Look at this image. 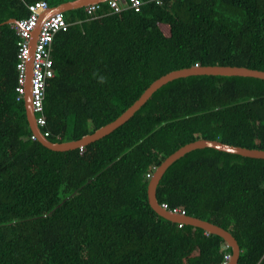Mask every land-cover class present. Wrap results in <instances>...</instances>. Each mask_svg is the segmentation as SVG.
Returning a JSON list of instances; mask_svg holds the SVG:
<instances>
[{"label":"trees","instance_id":"1","mask_svg":"<svg viewBox=\"0 0 264 264\" xmlns=\"http://www.w3.org/2000/svg\"><path fill=\"white\" fill-rule=\"evenodd\" d=\"M0 0V264H217L225 241L158 215L148 200L156 169L199 139L264 150V80L200 75L156 91L110 135L65 152L32 139L17 92L29 5ZM140 12L100 3L66 12L56 35L43 134L77 141L115 121L162 76L199 66L264 71V0H143ZM84 21L75 24V21ZM157 198L230 231L239 264H264V159L211 148L177 160Z\"/></svg>","mask_w":264,"mask_h":264},{"label":"water","instance_id":"2","mask_svg":"<svg viewBox=\"0 0 264 264\" xmlns=\"http://www.w3.org/2000/svg\"><path fill=\"white\" fill-rule=\"evenodd\" d=\"M108 0H79L72 4H63L56 8H50L47 10L42 18L39 21V26L43 23L44 19L48 17L52 13H60L65 12L72 8H83L91 4L106 2ZM71 7V8H69ZM9 24H17L18 21L12 19L7 21ZM40 28V27H39ZM39 30L38 27L35 30V34L32 40V47L35 48L36 39L38 36ZM34 52V50H33ZM33 54V53H32ZM32 58L33 55L29 58L27 62V83H26V95L24 97L25 107L27 111V118L32 129L33 134H35L41 144H43L48 149L53 151L65 152L75 149L83 148L91 143H94L107 135L113 133L116 129L121 127L127 121H129L137 111H139L147 101L152 97V95L162 88L164 85L168 84L171 81H174L179 78H186L190 76H200V75H212V76H239V77H251L258 78L264 80V71L254 70L247 67H237V66H199L196 65L191 68H185L181 70L172 71L160 79L155 81L146 91L145 93L127 110L125 111L119 118L115 121L107 124L99 128L93 134H89L81 138L77 141H70L64 143H53L43 134L41 128L37 125V118L32 108V97H31V74H32ZM211 148L221 152H226L230 154L239 155L242 157H249L254 159H264V150L260 149H249L243 148L240 146H234L226 143H222L217 140H209V139H199L197 141L186 144L181 147L179 150L171 154L169 157L165 159V161L156 169L154 174L152 175L149 185H148V200L152 209L161 217L165 218L174 223L194 226L203 229L206 233L212 235H218L224 239L226 243L229 244L232 249V259L230 264H239V258L241 253L240 245L234 235L213 223L202 220L197 217L189 216L187 214H182L180 212H174L164 208L158 198H157V189L162 180L163 176L167 172V170L180 158L184 157L186 154L198 150Z\"/></svg>","mask_w":264,"mask_h":264},{"label":"built area","instance_id":"3","mask_svg":"<svg viewBox=\"0 0 264 264\" xmlns=\"http://www.w3.org/2000/svg\"><path fill=\"white\" fill-rule=\"evenodd\" d=\"M161 3V0H154ZM108 5L116 13L130 8L135 12H140L143 0H108ZM30 16L26 19L18 21L15 28L20 37L18 51V87L19 96L24 98L26 95L27 83V62L31 54V44L34 32L38 27L41 16L50 9L45 1H37L29 6ZM100 3L91 4L85 7V11L90 18H95L96 12L100 10ZM70 24L66 21L62 13L54 14L43 21L41 24L32 58V74H31V97L32 108L37 118V125L41 128L46 126V118L44 117V100L46 95V87L48 80L55 77L54 60L52 55L53 43L56 35L69 29ZM45 135V134H44ZM46 136V135H45ZM32 139H38L34 134ZM84 148V147H83ZM80 148V149H83ZM168 209L167 205H162ZM171 210V209H168ZM186 214L181 210H171ZM181 225V224H180ZM229 244H225V248H229ZM232 253L226 252L223 259L217 264H230Z\"/></svg>","mask_w":264,"mask_h":264},{"label":"crops","instance_id":"4","mask_svg":"<svg viewBox=\"0 0 264 264\" xmlns=\"http://www.w3.org/2000/svg\"><path fill=\"white\" fill-rule=\"evenodd\" d=\"M77 1H79V0H74V1H70V2H67V3H64V4H72L71 5V7H73L74 5V3H76ZM63 5V4H62ZM60 6V5H59ZM59 6H57V7H59ZM71 7H69V8H71ZM50 8H56V7H50ZM82 8V7H81ZM81 8H72V9H69V10H67V11H65V12H60V13H62V15L64 16V18H65V13L66 12H69V11H72V10H76V9H81ZM83 8H85V7H83ZM45 13V12H44ZM43 13V14H44ZM43 14H42V16H43ZM54 14H57V13H52V14H50L48 17H50V16H52V15H54ZM42 16H41V18H42ZM48 17H46L45 19H47ZM44 19V20H45ZM66 19V18H65ZM67 21V20H66ZM68 22V21H67ZM83 22L84 21H81V20H77V21H75V24L77 23V24H83ZM70 24V23H69Z\"/></svg>","mask_w":264,"mask_h":264},{"label":"bare ground","instance_id":"5","mask_svg":"<svg viewBox=\"0 0 264 264\" xmlns=\"http://www.w3.org/2000/svg\"><path fill=\"white\" fill-rule=\"evenodd\" d=\"M39 27H41V26L38 25V30H40ZM34 34H35V32H34ZM33 49H34V47H32V52H31V54H30V57H31V55H33V54H32V53H33ZM30 85H31V81H30Z\"/></svg>","mask_w":264,"mask_h":264},{"label":"clouds","instance_id":"6","mask_svg":"<svg viewBox=\"0 0 264 264\" xmlns=\"http://www.w3.org/2000/svg\"><path fill=\"white\" fill-rule=\"evenodd\" d=\"M226 243V242H225ZM226 244H228V243H226Z\"/></svg>","mask_w":264,"mask_h":264},{"label":"rangeland","instance_id":"7","mask_svg":"<svg viewBox=\"0 0 264 264\" xmlns=\"http://www.w3.org/2000/svg\"><path fill=\"white\" fill-rule=\"evenodd\" d=\"M34 50V49H33Z\"/></svg>","mask_w":264,"mask_h":264}]
</instances>
